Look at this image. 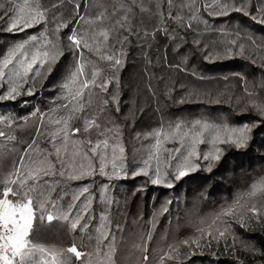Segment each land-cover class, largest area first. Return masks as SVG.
Returning a JSON list of instances; mask_svg holds the SVG:
<instances>
[{"label": "trees", "instance_id": "trees-1", "mask_svg": "<svg viewBox=\"0 0 264 264\" xmlns=\"http://www.w3.org/2000/svg\"><path fill=\"white\" fill-rule=\"evenodd\" d=\"M10 3L11 0H0V5H3L0 7V17H3L0 19V56L5 54L10 45L30 35H38L45 28L50 33L54 27V23H39L23 32L6 31L12 13L5 15V9L9 8ZM15 3L23 4L25 0H15ZM27 3H39L42 9H48L49 20L53 15L68 20L74 16L75 4L79 3L85 20L94 22L81 21L77 30L87 32L89 36L96 33V42L92 46L100 47L101 52L110 50L112 43L111 33L107 44L102 43L103 37L99 35L101 30L111 26L118 30V34L127 35L126 31L115 24L116 19L127 9H131L128 16L135 32L142 33L129 37L123 51L122 66L118 71L110 67V61L100 59L99 53L84 49L88 61L85 65L86 74L91 76L95 71L97 83L106 81L107 90L91 88L90 94L89 90H85V96L90 95L91 102L69 121L70 128L81 129L70 140L79 139L83 142L87 139H108L110 150L115 147L117 159L105 162L106 173L111 172L113 163L118 166L121 164L122 147V162L129 175L109 178L97 171L80 179L68 180L57 175L43 178L55 182L49 199L58 200L64 209L72 203L73 194L84 185L89 187L91 193L85 194L89 200L88 211L81 217L76 228H71L70 222L84 196L76 201L69 221L54 219L50 224L45 222L40 226L37 223L33 225V233L29 238L34 243L61 253L56 257L60 264H152L153 258L169 243L192 236L201 222L206 227L221 208L235 203L238 197L251 190L253 183L264 180V123L253 129L252 138L245 148L220 145L224 153L219 161L213 162L211 171L206 170L202 164L197 171L175 181L172 188L146 183L147 177L144 176H131L134 168L142 166L141 157L146 156L154 143L153 137L145 138L144 134L160 127L162 122L174 126L176 121L187 123L206 119L217 124L227 122L231 126L243 121L264 119L251 104H248L246 110H240L246 103V94L239 76L234 75L242 73L249 85L255 88L256 95L264 96V68L259 66L264 63V49L258 51L257 46H253L249 40L251 37L257 42L264 41V26L256 24L243 13L231 12L219 18L209 16V10L204 7L205 0H195V3L193 0H174L171 12L173 15L179 12L183 23L169 18L164 25L160 24L157 5L159 11L166 15L167 0H64L62 4L58 0H27ZM53 4L57 7L53 8ZM181 4L184 6L178 7ZM256 4L257 0H252L248 7L250 13ZM189 5L192 9H199L197 19H189L192 15ZM141 6L146 10L142 11ZM114 9L118 11L112 16L110 14ZM99 12H104V20H95ZM189 23L192 27L184 26ZM74 24L76 19H70L68 27L58 33L61 44L67 43L64 37ZM163 27L168 31H163ZM232 40H236V46L244 44V56L247 59L235 55L234 48L231 59L205 62L204 57L210 50L219 51ZM66 60L67 52L54 71L39 82L35 95H21L14 102H0V115L16 118L10 125H0V129L16 137L12 142L4 140V143L14 144L15 148L10 154L0 150V174L9 171L34 138L38 148L46 152L53 150V144L48 143V138L59 126L50 121L67 115V111L61 107L65 100L60 95L59 87L63 75L62 66ZM192 73L202 74L206 78L200 79ZM226 75L228 79L224 78ZM113 93L118 105L112 100ZM105 100H108L107 104ZM181 100L184 102L181 103ZM34 109L39 111L34 113ZM41 114H44V119L40 120L41 132L37 133ZM90 120L96 123L85 132L84 124ZM178 146V142L163 145L168 149ZM56 147H61L58 140ZM198 147L203 152L208 146L201 144ZM68 149L70 155L71 144ZM84 151H87L86 144ZM50 159L58 166L54 155ZM76 159L79 160V157ZM88 162L95 169L100 167L98 158L85 161ZM152 163L155 165V161ZM102 186H108L107 195L111 204L105 203ZM260 195L257 193V197L251 200L245 198L241 204L259 200ZM164 206H167V212L162 211ZM105 225L108 238L98 240L97 230H104ZM233 230L250 248L259 251H249L241 247L239 242L235 249L229 247L225 250L224 239H221L219 244L213 242L202 250L192 246L197 254L190 258L185 255L189 247L181 245L175 253L179 261L168 260L166 264H264V222L253 223L247 230L235 224ZM227 239L231 244V237ZM110 243L114 251L109 261ZM72 246L82 253L79 259L66 251ZM142 247L146 248V252H141ZM143 255H148L147 262L143 261ZM47 258L51 259V253Z\"/></svg>", "mask_w": 264, "mask_h": 264}, {"label": "snow or ice", "instance_id": "snow-or-ice-1", "mask_svg": "<svg viewBox=\"0 0 264 264\" xmlns=\"http://www.w3.org/2000/svg\"><path fill=\"white\" fill-rule=\"evenodd\" d=\"M63 2L64 0H58L60 4ZM167 2L166 15L164 12L159 11V5H157L160 24L164 25L165 20L169 18L183 23L179 12L175 15L171 12L174 0H167ZM251 2L252 0H205L204 7L209 10L208 15L214 18L226 17L231 12H237L249 16L256 24L264 26V0H257L256 7L250 13L248 7ZM193 3H195V0H193ZM183 6L182 4L178 5V7ZM0 7H3V5H0ZM52 7L55 8L57 5L53 4ZM188 7L192 11L189 19H197L196 13L199 9H192L191 5ZM141 10L146 9L141 6ZM116 11L118 9H114L110 15L114 16ZM129 11L131 9H127L115 21V24L119 25V29L126 31L127 35L118 34V30L111 26L101 30L99 35H102V43L104 44H107L109 34L112 35L110 50L106 49L101 52L100 47L93 48L92 46L96 42V33L89 36L87 32L77 30V25L81 21L85 23L94 22L85 20L84 14L80 12L79 3L75 4L74 16L68 20H61L56 15H53L49 20L48 9H42L39 3L30 5L27 0L23 4H16L15 0H11L9 8L5 9V15L9 12L12 13L6 25V31L8 32H23L39 23H45L46 25L54 23V27L50 33L45 28L38 35H30L27 39L10 45L5 54L0 56V88H3V91H0V102H14L21 95H35V89L39 82L46 79L54 71L61 57L67 52V60L62 66L63 75L59 83L60 95L65 100L61 107L67 111V115L50 121L59 126L48 138V143L53 144L51 152L38 148L36 146L37 141L34 138L24 150L21 158L13 163L9 171L0 174V264H60L56 257L61 253L34 243L29 238L33 233L34 223L40 226L45 222L50 224L54 219L69 221L72 209L81 196H84V200L71 219V228H76L81 217L87 214L89 200L88 195L85 194L91 195L87 185H84L79 192L73 194L72 203L67 206V209H64L58 200L49 199L55 182L45 180L44 177L57 175L63 179L72 180L93 175L97 171L100 175H108L109 178L119 175L127 177L129 175L124 170L122 162L124 149L122 147L120 148L121 164L118 166L113 163L111 172L106 173L105 162L108 159L112 161L117 159L115 147L110 150L108 139H97L96 141L87 139L83 142L79 139L70 140V137L80 133L81 129L79 127H69V121L73 115L83 111L91 102L90 95L89 97L85 96L86 89L89 90V94L91 88L107 90L106 81L97 83L95 71L92 72L91 76L86 74L85 65L88 61L85 59L84 49L99 53L100 59L110 61V67L118 71L122 66L123 51L129 37L142 35V33H136L132 27L128 16ZM73 18L76 19V24L64 37L67 43L61 44L58 33L61 29L67 28L70 19ZM0 19H3V17H0ZM104 19V12H99L95 17L97 21ZM204 23L207 25L206 20ZM184 26L192 27L190 23ZM162 30L168 31L166 27H163ZM249 40L253 46H257L258 51L264 49V41L257 42L251 37H249ZM194 43H197V41H194ZM234 48L235 55L244 56V44L236 46V40H232L219 51L210 50L204 57L205 62L215 63L217 59L221 61L231 59ZM244 58L247 59L248 57L244 56ZM252 62L253 64L256 63L255 60ZM259 66L264 68V63ZM192 74L193 76H199L200 79L206 78L202 74ZM234 75L239 76L246 94V103L240 110H246L248 104H251L257 114L264 118V96L256 95L255 88L249 85L242 73H235ZM112 78L114 79L115 76L113 75ZM224 78L228 79V76L226 75ZM111 96L112 100L118 105L115 94L113 93ZM180 102L183 103L184 101L181 100ZM23 103L27 104L28 101ZM104 103L107 104L108 100H105ZM38 111L33 110L34 113ZM15 119L14 117L0 115V125L6 123L10 125ZM42 119H44V114H41L38 118L37 133L41 132L39 123ZM95 123L94 120L86 121L84 131L87 132L90 126ZM182 123L184 124L183 127ZM262 123H264V119L243 121L231 126L227 122L217 124L206 119H196L187 123L176 121L174 126L172 123L166 125L162 122L160 127L144 134L145 138L153 137L154 143L146 156L141 157L140 163L142 166L134 168L131 176H144L147 177L146 183L172 188L175 181H180L197 171L202 164L206 170L211 171L213 162L219 161L224 153V149L220 145L227 144L234 146L236 149L245 148L252 138L253 129ZM15 139L16 137L10 132L6 133L0 129V150L10 154L15 145L4 143V140L12 142ZM56 140L59 141L61 147H56ZM169 142H178L179 146L172 149L163 147L164 144ZM69 144L72 145L70 155L68 154ZM84 144L87 145V151H84ZM201 144L208 146L203 152L198 147ZM109 151H111L110 156ZM52 155L55 156L58 166L50 159ZM77 157H79V160L76 159ZM90 158L99 159L100 167L98 169L93 168L90 162L85 163ZM153 161H155V165H153ZM102 188L105 203L111 204L112 201L107 195L108 186H102ZM257 193H261L259 200L241 204V201L245 198L251 200L253 197H257ZM167 203L170 204L171 201ZM162 211L167 212V206H164ZM262 222H264V180L253 183L251 190L238 197L235 203L221 208L207 223L206 227L204 222H201L196 226L192 236L169 243L165 249H162L153 258L152 264H166V261L173 259L179 261V257L175 253L179 251L181 245L189 247V251L185 255L190 258L192 255L197 254L192 246H195V249L202 250L204 247L211 246L213 242L219 244L221 239H224L225 250L229 247L235 249L239 242L241 247L258 252L259 249L250 248L246 242L237 236L233 226L238 224L241 228L247 230L253 223L260 224ZM97 231L99 233L98 240L108 238L107 225H105L104 230L98 229ZM229 236L231 237V244L228 243L227 238ZM66 251L74 254L77 259L82 255L75 246L67 248ZM113 251L114 246L110 243L107 257L109 261ZM141 252H146V248L142 247ZM37 253H39V256H37ZM49 253H51V259L47 258ZM148 260V255H143V261L147 262Z\"/></svg>", "mask_w": 264, "mask_h": 264}]
</instances>
